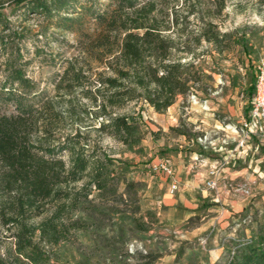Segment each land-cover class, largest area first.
Instances as JSON below:
<instances>
[{"label": "trees", "instance_id": "trees-1", "mask_svg": "<svg viewBox=\"0 0 264 264\" xmlns=\"http://www.w3.org/2000/svg\"><path fill=\"white\" fill-rule=\"evenodd\" d=\"M178 1L171 5L166 0L15 3L26 17L43 18V34L52 28L81 37L82 52L112 72V76L88 75L65 59L54 90L69 98V118L80 122L85 116L100 136L130 146L140 140L138 126L119 111L143 102L164 113L177 97L191 93L200 79L194 63L184 61L186 56H193L202 42L218 53L229 47V34L221 33L212 19L223 12L226 1L233 0H209L214 8L206 11L210 19L200 17L201 25L190 33L186 18L194 12L188 11L182 19L175 7ZM194 1L189 4L193 8L208 0ZM258 3L264 7V0ZM89 21L95 26V37L85 31ZM23 39L0 15L5 73L0 81V264H56L50 262L46 248L85 229L84 223L72 219L73 214L91 202L94 192L101 195L111 188L116 193L118 179L114 161L88 140L87 133L75 129L72 134H56L64 118L47 93L26 76L27 63H21L19 48ZM106 56L112 58L105 62ZM76 94L87 101L80 108L71 100ZM8 106L13 107L10 114L2 111ZM170 131L187 137L186 129ZM217 264H264V223L249 240L231 243L224 262Z\"/></svg>", "mask_w": 264, "mask_h": 264}, {"label": "rangeland", "instance_id": "rangeland-1", "mask_svg": "<svg viewBox=\"0 0 264 264\" xmlns=\"http://www.w3.org/2000/svg\"><path fill=\"white\" fill-rule=\"evenodd\" d=\"M107 1L99 0L102 4ZM15 2L0 0V15L10 28L24 37L19 48L21 63H27L24 66L26 76L38 89L47 93L55 110L64 118L56 134H72L75 129L87 133L88 140L97 143L114 161V176L118 179L116 193L111 188L101 195L94 192L91 202L84 203L83 208L73 214L72 219L84 223L85 229L71 232L68 239L57 246L47 247L51 263L217 264L224 262L231 243L249 240L255 235L258 225L264 223V188L241 195L236 190L228 193L227 189H222L218 196L210 191L211 196L205 201L212 200L214 205L205 207L196 194H190L191 174L186 175L183 183H178L173 179L172 168L187 166L189 153L198 151H205V156L221 164L224 150H202L206 145L204 139L197 144L195 141L188 143V139L207 135V141L212 139L217 143L226 139L225 133L208 130L210 127L214 129L216 125L220 127L219 124L240 127L247 119L249 108L242 107L230 87H245V90L250 87L247 96H251L256 68L264 64V7L258 0L226 1L223 12L212 19L221 33L229 34V47L218 53L211 44L202 42L193 56H186L184 61L194 63L200 75L191 93L177 97L175 103L161 114L143 102L130 103L119 111L138 126L136 135L140 140L130 146L100 136L85 116L80 122L69 118V98L54 90V82L65 59L72 60L88 75L101 72L112 76V72L82 52L81 37L52 28L43 34V18L26 17ZM194 2L190 0L184 4V0H179L175 6L182 19L193 10L194 15L186 18L190 23L186 30L189 33L196 32L195 27L201 25L200 17H204V21L210 19L206 16L207 9H214L209 0L200 1L193 8L189 4ZM165 3L171 5L173 0ZM85 31L92 37L97 34L90 21L86 23ZM111 58L106 56L104 61ZM3 59L0 56V81L5 75ZM220 88L222 90L218 91ZM215 91L217 94L213 95ZM192 95L196 104L191 102ZM205 99L208 100V109L203 105ZM71 100L76 108L87 103L79 94ZM2 111L10 114L13 107L2 108ZM176 127L186 129L188 139L170 131ZM234 146L235 142L228 140L225 147L233 149ZM165 160L171 175L164 182L161 177L166 176L154 167ZM249 160H237L233 169L246 167ZM248 171L251 172L250 169ZM179 177L184 178L185 174L181 172ZM173 183L177 189L163 204V194H168L166 187ZM201 188L206 189L205 183ZM180 199L188 204L184 206ZM231 199L240 201L241 207L234 208ZM205 205L209 204L206 202ZM243 208L241 217H231L232 213Z\"/></svg>", "mask_w": 264, "mask_h": 264}, {"label": "crops", "instance_id": "crops-1", "mask_svg": "<svg viewBox=\"0 0 264 264\" xmlns=\"http://www.w3.org/2000/svg\"><path fill=\"white\" fill-rule=\"evenodd\" d=\"M231 88V92L236 95L238 97V100L241 101V103L243 104L242 107L244 106V108H249L250 111V103H251V98L253 95V87H251V96H247L249 94V89L250 87H248L245 90V87H230ZM222 90V88H220L218 91ZM193 91V89L191 90ZM217 94V91L213 92V95ZM192 100L191 102L193 104H196V99L195 96L192 95L191 96ZM231 99L234 98V96L230 97ZM203 105L206 109H208V100H204L203 101ZM249 104V105H248ZM248 111V113H249ZM220 127H218L217 125L214 126V129H211V127L208 130H221L222 132L225 133V137L226 139H222L221 141H218L217 143L212 140L209 139L207 141V135H202V137H195L193 140L188 139V137H186L188 139V143L189 142H197L200 143L202 141V139H204V143L206 145L202 146V150L206 149V148H210L213 150H224L225 151V155L223 157V161L220 164L219 161H215L212 159H209V156H205L204 152L200 153V151L195 152V153H189V163L187 164V166L184 165H179L177 167H174L171 163V165L173 166L172 170H173V179L180 183L186 180V175L191 174L190 179H191V183H190V194H196V197L198 198V200H202V206H213L214 204L212 202V200L209 201H205L206 198H208L210 195V191H213L214 194H216L218 196V194L222 191V189H227V192H231V190H236V189H245L247 191V194H250L249 192L257 189L259 190V188H264V135H259V134H248V136H246L245 131L240 127H236V126H221V124H219ZM230 129V130H228ZM230 132V133H229ZM246 137H245V136ZM184 137V136H183ZM228 140H233L235 142V146L233 149H228L227 147H225L228 144ZM248 152V153H247ZM180 157V155H179ZM241 159H251L250 164L246 165V167L240 168V169H233L236 161L237 160H241ZM168 160V159H167ZM167 160H165L166 162H168ZM180 162V161H179ZM248 169L251 170V172L248 171ZM210 171H217V175H216V188L214 189H203L201 188V185L203 183H206V181H208L209 178V172ZM181 172H183L185 174V177H179V175H181ZM249 173V174H246ZM162 175H165L164 173ZM166 177H161V179H164V182L166 181L165 179H168V175H165ZM171 181V180H170ZM180 185V184H179ZM170 186H167V192L168 194H163V199H162V203L166 204V199L170 196H173V194H171L170 192ZM251 187V188H250ZM251 189V190H250ZM242 192H240L239 195H241ZM243 196V195H242ZM248 196V195H246ZM214 198V197H213ZM173 202H176L175 199H172ZM180 201L184 204V206L186 204H188V202L186 200L180 199ZM243 201V200H242ZM208 203L209 205H205V203ZM230 203L234 204L235 207H241V202L237 201V200H232L230 201ZM176 204V203H173ZM172 204V205H173ZM171 205V206H172ZM244 210V208L241 210L240 212L237 211V213H232L231 217H233L234 215H238L240 213H242Z\"/></svg>", "mask_w": 264, "mask_h": 264}, {"label": "built area", "instance_id": "built-area-1", "mask_svg": "<svg viewBox=\"0 0 264 264\" xmlns=\"http://www.w3.org/2000/svg\"><path fill=\"white\" fill-rule=\"evenodd\" d=\"M241 128L245 131L246 136L248 134L264 135V64L256 68L250 111L247 119L241 123ZM154 169H158L165 175H171L170 166L166 161L158 163ZM208 174L210 179L206 181L205 186L208 189H214L216 188L217 171H210ZM176 189L177 186L173 183L170 186V192L174 193ZM236 191L247 194L245 189H236Z\"/></svg>", "mask_w": 264, "mask_h": 264}]
</instances>
